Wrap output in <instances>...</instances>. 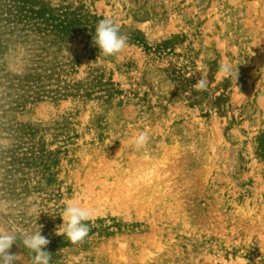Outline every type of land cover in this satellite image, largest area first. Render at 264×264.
<instances>
[{"label":"rangeland","instance_id":"374dc122","mask_svg":"<svg viewBox=\"0 0 264 264\" xmlns=\"http://www.w3.org/2000/svg\"><path fill=\"white\" fill-rule=\"evenodd\" d=\"M0 141L3 226L41 230L50 264H264V0H0Z\"/></svg>","mask_w":264,"mask_h":264},{"label":"clouds","instance_id":"9594fccd","mask_svg":"<svg viewBox=\"0 0 264 264\" xmlns=\"http://www.w3.org/2000/svg\"><path fill=\"white\" fill-rule=\"evenodd\" d=\"M127 43L128 37L120 34V27L114 18L104 17L98 21L93 44L98 47L100 55L115 56L127 47ZM218 73L224 77H230L233 74V68L229 64L222 63L218 67ZM195 87L198 91L205 90L204 79H198ZM148 142L149 136L146 132H140L132 139V144L137 150L144 148ZM4 146V142L0 141V147ZM11 207L12 204L9 201L0 200V264H22L20 254L11 251L13 245L20 247V244L28 250L31 264H50L52 253L47 250L50 240L41 233V230L30 232L3 226ZM40 213L39 203L29 197L26 214L34 217L36 222ZM59 217L63 223L57 226V235L66 237L72 244H79L88 237L91 231L89 222L93 218L91 209L70 200L63 206Z\"/></svg>","mask_w":264,"mask_h":264}]
</instances>
